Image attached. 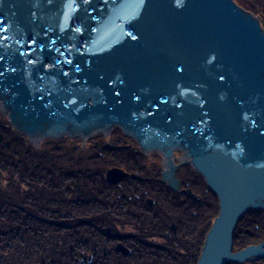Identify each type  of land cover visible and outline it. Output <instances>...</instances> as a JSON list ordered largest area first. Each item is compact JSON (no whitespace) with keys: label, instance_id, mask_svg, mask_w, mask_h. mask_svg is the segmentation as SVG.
I'll use <instances>...</instances> for the list:
<instances>
[{"label":"water","instance_id":"water-1","mask_svg":"<svg viewBox=\"0 0 264 264\" xmlns=\"http://www.w3.org/2000/svg\"><path fill=\"white\" fill-rule=\"evenodd\" d=\"M0 113L34 145L117 126L197 200L189 163L218 200L195 264L264 258V242L233 250L264 210V27L235 0H0Z\"/></svg>","mask_w":264,"mask_h":264},{"label":"trees","instance_id":"trees-1","mask_svg":"<svg viewBox=\"0 0 264 264\" xmlns=\"http://www.w3.org/2000/svg\"><path fill=\"white\" fill-rule=\"evenodd\" d=\"M235 1L264 18V0ZM126 151L101 144L88 159L105 164L111 158L135 159ZM105 181L100 169L88 170L81 160L72 167L58 166L50 161L47 154L13 129L0 113V264L196 263L199 252L192 254L187 262L173 247L161 246L150 239L155 234L147 235L146 228H154L156 233L159 226L151 217L145 221V231L139 232L142 235L129 234V239L133 240L129 254L114 251L111 211L106 204L100 203L107 195ZM203 203L202 198L197 205L202 208ZM187 215L189 222L179 229L189 239L186 249L197 251L195 241L201 234L195 219L199 218L197 214ZM254 215L250 231L238 236L235 229L233 247L235 242L244 246L264 238V213L258 211ZM89 254L92 256L90 262L87 260ZM254 264H264V261Z\"/></svg>","mask_w":264,"mask_h":264},{"label":"flooded vegetation","instance_id":"flooded-vegetation-1","mask_svg":"<svg viewBox=\"0 0 264 264\" xmlns=\"http://www.w3.org/2000/svg\"><path fill=\"white\" fill-rule=\"evenodd\" d=\"M96 143L100 145L99 142ZM112 147L118 150H130L131 153L127 155L131 158L135 157V159L132 158V160L126 161H118L111 158L110 162L112 164L105 169L100 168L104 179V174L107 168L116 167L127 173L126 176L120 178L114 183L105 181L107 183L105 186L107 188V195L100 199V203L106 204L111 211L110 228L115 240L113 243L114 251H116L115 245L119 243L125 247H129L132 240L129 239L128 231H142V229H145V221L149 217L153 218L154 222H157L159 225L158 231L156 232L157 234L154 236L167 238L168 241H171L170 245H172L174 237L177 238L178 233L181 231L179 227L182 226V224L183 226L186 224L185 220L188 221L186 216L187 213L190 215L193 214V216L197 214L195 213L196 211H194L192 203H201L203 198V206L207 209L210 202L208 196L206 197V195H204L203 197V194L208 193L214 198V201L217 204L218 200L216 195L206 186L205 182V185H202L198 181H195L193 177L194 175L191 173L195 170L189 167V165L182 164L178 166L176 169V176L180 181V189H190L195 196H199V199L197 200L192 196H188L184 192L173 191L165 182L161 181L159 166L162 165V156L159 152H150L158 155L160 160L157 162L156 159H151V157H149L153 156V154H143L137 144L135 147L129 144ZM177 151L178 150H175L173 152L175 163L179 160L175 156ZM182 169H184V172ZM188 170L190 172H187ZM198 188L199 190H197ZM250 211H252L253 214L258 211L264 213V210ZM181 214H185L184 218H181ZM174 216L175 219L173 218ZM133 217L135 218V221H130V218ZM250 222L254 223L255 219H252ZM117 232L119 233L117 234ZM258 242H264V238L256 243ZM116 252L122 254L119 251ZM87 260L89 262L92 261L91 254L87 256ZM258 261H264V258L249 260L245 263L254 264Z\"/></svg>","mask_w":264,"mask_h":264},{"label":"rangeland","instance_id":"rangeland-1","mask_svg":"<svg viewBox=\"0 0 264 264\" xmlns=\"http://www.w3.org/2000/svg\"><path fill=\"white\" fill-rule=\"evenodd\" d=\"M242 7H244V6H242ZM254 14H256L259 17L260 21L263 24L264 18L259 13L258 14L254 13ZM51 140L56 141V142L53 143ZM96 142H99L100 145L105 144V145H110V146H121V145L129 144V145H132L133 147H135L137 144L133 138L123 134L122 131L117 126H113L111 131L107 135L97 133V134L89 137L84 143L79 138L62 137V138H59L56 140L50 139V138H45V139L41 140L36 145V148L38 147L39 151L47 154L49 160L54 162L58 166H65V167L70 166V167H72V166L78 164V161L81 160L83 167H85L86 169L91 170V171H97L100 168L105 169L106 167H108L112 163L109 161L107 162V164L101 163V162L100 163L99 162L94 163L93 161H91V159H88L90 154H92V152L94 153V151H97V149L100 147V145L97 144ZM179 151L180 150H178L176 152V155H175L178 159L182 156V152L181 151L179 152ZM126 152L128 154L131 153L130 150H127ZM152 152H155V151H152ZM147 153L149 155L150 152H147ZM147 153L143 152V154H147ZM156 153H158V152H156ZM156 153L155 154L150 153V154H153V156H149V157H151V159H156L158 162V160H160V158H158V155ZM149 157H148V159H149ZM178 162H179V160H178ZM159 165H160V163H159ZM186 165H189V167L192 168V166L189 163H187ZM159 167H160V172H161L163 166L161 165ZM182 171L184 172V169H182ZM187 172H190V171L188 170ZM191 173H192V175H194L193 177H194L195 181H198L202 185H205L202 177H200V175L198 174V172L196 170L191 172ZM2 184H4L3 181H2ZM197 190H199V188ZM204 195H206V197L208 196V200L210 202V205L208 206L207 209L205 206H202V208L200 209V206L197 205V202L195 204L192 203V205L194 207V211L197 212V215L199 218V219H195V222L198 220L197 222L199 224L198 233L201 234V237H199L197 240V241H199L201 238L200 242L196 243L197 241H195L197 251H195L194 248H193V251H192V249H189V248L186 249L187 244L189 243V239L185 238V235L182 231H180L178 233L177 238L174 237L172 245H169L171 243V241H168L167 238H160V237L154 236L150 239L153 240L154 243H157L161 246L168 247V248H169V246L173 247L172 249H174L177 252L178 256L181 255L180 258L182 260H184V261L187 260V262H190L188 260L192 258V254H194L196 252L200 253V248L203 244L205 233L209 229V227L213 221V218L218 213V208H217L218 202L216 204V202L214 201V198H212L208 193L207 194L204 193L203 197H204ZM184 215L185 214H181V218H184ZM191 215L193 216V214H191ZM186 216H187L188 222H189L190 217L188 215H186ZM147 217H149V216H147ZM173 218L175 219V216ZM254 218H255V215L250 212V213L246 214L241 221L238 222V225L236 227L237 228L236 233L238 236L242 235L243 231H247V230L250 231V226L253 224L250 221H252V219L254 220ZM191 219H192V217H191ZM130 221H135V218L134 217L130 218ZM192 221H193V219H192ZM185 222H186V220H185ZM130 229H131V227H130ZM142 231L144 232L145 229H142ZM136 232L135 231H128V234H135V235L140 234V235H142L141 233H139L140 231L137 232L138 234ZM151 232H153L155 235L157 234V233H155L154 228H151L148 226L146 228V234L148 235ZM202 234H203V238H202ZM235 240H236V238H235ZM237 241H239V240H237ZM240 243L241 242H238V243L235 242L233 250H238V249H241V248L246 246V245H244V246L240 245ZM255 244H257V243H255ZM127 248L130 250L129 247H127ZM196 256L198 257V255H196Z\"/></svg>","mask_w":264,"mask_h":264},{"label":"bare ground","instance_id":"bare-ground-1","mask_svg":"<svg viewBox=\"0 0 264 264\" xmlns=\"http://www.w3.org/2000/svg\"><path fill=\"white\" fill-rule=\"evenodd\" d=\"M174 151H175V150H174ZM174 151H173V152H174ZM181 157H182V156H181ZM181 157H180V158H181Z\"/></svg>","mask_w":264,"mask_h":264}]
</instances>
